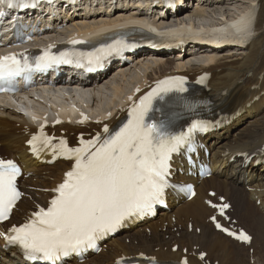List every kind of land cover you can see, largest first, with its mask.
Masks as SVG:
<instances>
[{
  "label": "bare ground",
  "instance_id": "1",
  "mask_svg": "<svg viewBox=\"0 0 264 264\" xmlns=\"http://www.w3.org/2000/svg\"><path fill=\"white\" fill-rule=\"evenodd\" d=\"M224 2L226 0L217 8L214 7L215 9L211 8L213 3H206L204 7H194L193 3L190 6L192 8L187 7L177 15H162L155 24L142 21L147 15L136 12L138 5L132 10L130 4H118V8L106 10L107 14H100L104 12L102 9H96L87 14L88 16L80 12L70 18V25L65 30L44 34L49 38L52 35L61 38L66 34V30L78 29L80 33H88L110 25L127 24L141 25L153 30L182 26L198 31L213 27L209 31L213 35L212 38L226 37L225 35L233 33L228 40L234 44V48L232 46L228 53L212 50L209 41L203 40L206 46L192 47L198 50H188L183 55L177 53L176 59L169 56L167 60L160 61L150 56L153 54L148 55V58L140 57L124 69H117L114 80H108L106 75L96 78L94 83H89L88 80L78 77L73 84L67 86L69 89L48 88L43 91L46 103L41 102L43 107L40 110L33 105L25 106L31 116L48 120L50 131L57 134L64 131L73 142L81 134L90 137L102 132L104 124H115L128 110L131 104L129 96L137 100L138 95L150 84L177 70L183 71L192 81L200 74L208 73L210 79L207 89L201 91L200 97L208 99L211 105L204 107L231 118V124L206 138L210 141L213 175L203 180L187 178L197 184V195L189 202L172 204L171 212H163L158 218L150 221L148 226L127 231L124 237L113 238L99 255L90 259L91 262L112 263L118 258L129 256L137 258L141 264L148 263L149 257L165 264H179L182 257H187L189 264H204L197 257V254L203 251L207 253L206 259L210 260L211 264L216 261L218 264H252V260L253 264H264V170L262 166L257 167L254 163L264 154V0H259L258 3L251 0L252 4L257 3V9L248 7L240 13H232L225 7ZM211 14H216L213 23L205 24L200 21ZM221 19L232 21L227 26H218ZM81 27L86 30H80ZM236 47L240 52H233ZM89 81L93 82L91 79ZM74 84L79 85L74 88ZM137 88L140 89L138 94ZM49 92H53L54 97L46 96ZM90 95L93 96V104L86 102L91 98ZM60 96L67 102L58 104L62 103ZM106 99L110 102L104 107ZM12 102L11 97H0V156L16 157L24 163L26 172H32L23 182V188L29 196L18 204L19 210L15 212L13 220L18 221L22 213L35 209V201L46 203L52 195L51 190L63 179L64 172L70 168L71 163L59 161L49 166L30 156L26 141L36 131V126L32 117L18 112ZM23 102L25 101L21 100L18 104L24 106ZM52 104L49 109L48 105ZM66 107L71 108L69 114H58L57 109ZM87 107L89 109H86ZM239 112L241 114L235 118ZM83 115L88 119L92 118V121L88 124L79 123L78 120H81ZM58 118L62 119V123L54 126ZM241 153L248 156L254 154L248 165L244 157L239 155ZM232 158L235 160L231 162ZM210 190L216 192L214 196L208 194ZM221 196L231 205L226 214L234 223L224 220L219 216L218 209L211 208L207 203L211 201L221 204ZM213 215L232 228L250 231L253 235L251 244L237 242L217 231L210 220ZM197 228L200 231L197 232ZM1 246L0 240V249ZM175 246H178V249L173 251ZM251 248L254 249L253 254H250ZM184 249L188 251L185 252ZM2 254L4 257L0 264H24L10 253L3 251Z\"/></svg>",
  "mask_w": 264,
  "mask_h": 264
},
{
  "label": "snow or ice",
  "instance_id": "2",
  "mask_svg": "<svg viewBox=\"0 0 264 264\" xmlns=\"http://www.w3.org/2000/svg\"><path fill=\"white\" fill-rule=\"evenodd\" d=\"M33 4L34 0H12L10 6L28 8ZM71 43L85 44L87 41L74 39ZM131 47L133 45L124 35L118 34L110 43H102L88 52L73 50L55 54L49 47L32 58L25 53L2 55L0 91L12 90L17 77L27 80L33 71H43L61 63L86 66L92 71L102 67L109 57L120 56ZM185 83V77H168L158 81L138 101L129 96L131 104L125 123L117 130L104 124L102 132L92 138L81 137L77 147H70L63 138L53 143L56 138L47 135L42 124L39 134L27 141L33 155L38 157L42 151L50 150L54 158L62 157L72 164L62 182L51 190L55 195L47 207L37 206L23 223L13 224L0 232L6 244L16 246L26 261L63 264L65 258L81 257L88 250L98 251V242L115 233L125 222L151 214L155 205L164 203L169 189L194 195L191 186L181 187L171 182L173 159L194 152L195 133L207 132L213 125L208 121L193 120L186 131L174 130L176 120L181 116L175 109L192 112L198 106L181 96L170 95L187 92ZM198 83H203V78ZM156 101L161 104L158 106ZM85 120L86 116L79 123ZM56 123L61 121L57 119ZM20 174L15 160L0 158V224L11 218L23 196L17 186ZM207 203L218 209L224 220L234 223L226 214L230 207L228 203ZM210 219L227 237L251 244L252 236L245 230L225 226L215 215ZM195 230L200 231L199 228ZM206 255L201 251L199 259L204 261ZM149 259L154 261V258ZM117 264L134 262L128 259ZM180 264H189V260L185 257Z\"/></svg>",
  "mask_w": 264,
  "mask_h": 264
},
{
  "label": "rangeland",
  "instance_id": "3",
  "mask_svg": "<svg viewBox=\"0 0 264 264\" xmlns=\"http://www.w3.org/2000/svg\"><path fill=\"white\" fill-rule=\"evenodd\" d=\"M257 3H258V1L259 0H255ZM256 2H254V3H256ZM251 3V0H226V2H224V5H226L225 7H228L229 9H230V11L232 12V13H234V12H236V13H240L242 10H244V9H246V8H254V9H257L256 7H257V3L256 4H250ZM234 5V6H233ZM217 6H219L218 4L216 5V4H213L212 5V7L211 8H217ZM190 8H192V7H190ZM214 8V9H215ZM252 8V9H253ZM253 9V10H254ZM133 10V9H132ZM129 12H130V10H129ZM83 13V12H82ZM100 14H107L105 11L104 12H102V13H100ZM212 15V16H211ZM210 16H206V17H204V18H202L200 21H202V22H204L205 24H210V23H213L214 21H215V15L216 14H211ZM214 15V16H213ZM208 21V22H207ZM233 48H234V46H233ZM231 49V48H230ZM233 50V49H232ZM226 51H228L229 52V50H228V48H227V50ZM226 51H222L223 53H228V52H226ZM233 52L234 53H238V52H240V50L236 47L234 50H233ZM113 79V78H115V77H110V78H108V80H110V79ZM129 79V78H128ZM114 80V79H113ZM76 85H79V84H74L73 86H74V88L76 87ZM73 92V91H72ZM108 93V95L110 96V92L108 91L107 92ZM54 97V94H53V92H49L48 93V97ZM91 96V95H90ZM61 98H60V101L62 102V103H58V104H63V103H65V101H66V99L63 97V96H60ZM92 97V96H91ZM64 98V99H63ZM32 102V104H33V106H34V108H38V109H41L42 107H43V104L41 103H35V102H33L32 100L30 101V103ZM39 102H41V101H39ZM67 102V101H66ZM109 102H110V100H105V102H104V104H103V106L105 107L106 106V104H109ZM88 103H92L93 104V101H88ZM46 108V107H45ZM86 109H89L88 107L86 108ZM166 237L168 238L169 237V234L168 235H166ZM129 240V239H128Z\"/></svg>",
  "mask_w": 264,
  "mask_h": 264
}]
</instances>
